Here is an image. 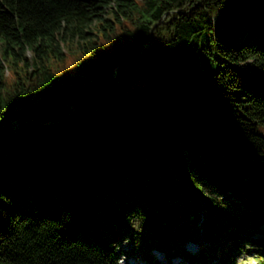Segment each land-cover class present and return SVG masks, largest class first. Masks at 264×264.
I'll return each mask as SVG.
<instances>
[{
    "label": "trees",
    "instance_id": "1",
    "mask_svg": "<svg viewBox=\"0 0 264 264\" xmlns=\"http://www.w3.org/2000/svg\"><path fill=\"white\" fill-rule=\"evenodd\" d=\"M243 245L264 264V0H0V264Z\"/></svg>",
    "mask_w": 264,
    "mask_h": 264
},
{
    "label": "rangeland",
    "instance_id": "2",
    "mask_svg": "<svg viewBox=\"0 0 264 264\" xmlns=\"http://www.w3.org/2000/svg\"><path fill=\"white\" fill-rule=\"evenodd\" d=\"M102 13L99 14V17L102 16ZM101 18V17H100ZM95 17L91 16L87 21V26H84V31L92 30L94 28V22ZM88 34V33H87ZM247 184V180L245 178L239 177V187L241 189L244 188V186ZM130 246V244L121 242L118 244L119 249H127ZM184 247L188 251H194L196 249V245L192 242H187ZM251 246L249 245H243L242 249L235 255L234 257V263L233 264H253V257L251 252ZM153 257L155 258V261H148L144 259L140 254L135 255H122L119 254L118 262L119 264H181L180 260H178L176 257L171 258L170 260H167L166 258L159 253L157 250H153Z\"/></svg>",
    "mask_w": 264,
    "mask_h": 264
},
{
    "label": "water",
    "instance_id": "3",
    "mask_svg": "<svg viewBox=\"0 0 264 264\" xmlns=\"http://www.w3.org/2000/svg\"><path fill=\"white\" fill-rule=\"evenodd\" d=\"M117 77V75H116V73H114V78H116Z\"/></svg>",
    "mask_w": 264,
    "mask_h": 264
}]
</instances>
